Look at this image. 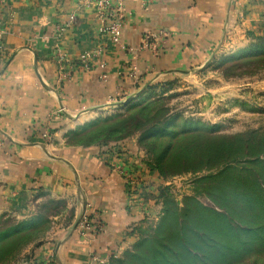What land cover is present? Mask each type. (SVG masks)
Instances as JSON below:
<instances>
[{"label": "crops", "instance_id": "1", "mask_svg": "<svg viewBox=\"0 0 264 264\" xmlns=\"http://www.w3.org/2000/svg\"><path fill=\"white\" fill-rule=\"evenodd\" d=\"M123 13L119 44L86 71L80 58L106 41L87 0H0V196L32 192L43 201L33 206L56 199L62 207L45 215L49 231L23 251L26 264H97L93 256L111 264L130 244L137 216L124 180L101 147L69 146L72 132L147 85L207 65L229 35L264 29V0H123ZM160 33L155 53L144 40ZM94 214L104 223L97 237L78 225Z\"/></svg>", "mask_w": 264, "mask_h": 264}, {"label": "rangeland", "instance_id": "2", "mask_svg": "<svg viewBox=\"0 0 264 264\" xmlns=\"http://www.w3.org/2000/svg\"><path fill=\"white\" fill-rule=\"evenodd\" d=\"M229 36L223 51L207 65L173 80L147 85L102 118L127 117L152 103L145 116L138 119L140 125L121 132L122 140L101 146L109 167L121 177L122 173L127 176V208L137 216L128 229V248L113 260L132 252L144 234L153 236L165 209L182 210L189 199L215 209V201L221 202L223 195L231 196L230 191L264 174L257 166L232 163L233 170L219 175L227 166L226 158L258 152V148L244 149L236 155L241 142L264 144V50H253L264 41V29L235 33L232 41ZM231 143L230 155L218 152V148ZM167 146H173L174 159L158 164V155ZM247 159L252 160H242ZM241 166L247 170H241ZM22 195L0 196V264H26L23 251L41 243L49 231L45 215L62 211L56 199L40 208L33 204L38 206L42 197L32 192ZM25 222L31 223L20 227ZM162 231L169 236L172 225ZM150 248L143 245L138 250L146 258ZM254 257L258 258L256 264H264L263 256Z\"/></svg>", "mask_w": 264, "mask_h": 264}, {"label": "trees", "instance_id": "3", "mask_svg": "<svg viewBox=\"0 0 264 264\" xmlns=\"http://www.w3.org/2000/svg\"><path fill=\"white\" fill-rule=\"evenodd\" d=\"M253 50H264V41L253 47ZM150 106L152 103L139 107L137 113L127 117L100 118L86 125L87 129L70 134L67 144L76 147H101L120 141L123 139L120 133L140 125L138 119L145 116V112L151 109ZM158 132L159 130L155 133ZM240 144L241 150L236 155L244 149L259 150L255 154L226 158L230 162H226L227 166L219 175L233 170L232 163L254 165L264 173V158L261 156L264 155V144L250 141ZM172 148L173 146L164 148L158 155V164L165 159H174ZM232 148L233 143L218 148V152L230 155ZM245 157H251L252 160H242ZM240 168L247 170L242 166ZM229 194L231 196L223 195L221 202L215 201V209L205 207L192 199L187 200L189 203L182 210L165 209L160 223L154 229L155 234H144L135 242L132 252L126 251L121 259H112L111 264H134L133 261L136 264H256L258 258L254 256L264 258V174ZM29 223L31 222L21 223L20 227ZM169 224L172 225L173 232L165 236L162 228ZM143 245L147 248L151 246L146 258L138 250ZM254 247L258 248L255 252L252 249Z\"/></svg>", "mask_w": 264, "mask_h": 264}, {"label": "built area", "instance_id": "4", "mask_svg": "<svg viewBox=\"0 0 264 264\" xmlns=\"http://www.w3.org/2000/svg\"><path fill=\"white\" fill-rule=\"evenodd\" d=\"M90 6H93L96 10V15L100 21L99 32L103 35L106 40L103 44L98 46L91 52L85 53L80 58V64L82 68L86 71L90 69V62L92 60H97L101 55L104 54L109 45H118L120 42V31L124 26L125 18L123 13V0H87ZM65 32V26L57 27V35L61 37ZM164 35L160 33L158 36H147L145 37L144 44L148 46L150 43L152 50L155 53H158L160 45L163 43ZM149 45V46H150ZM2 49L0 44V57ZM57 65L60 69H63V64L67 61L65 54L57 48L56 51ZM65 79V72L59 78V81ZM45 138L48 136L45 134ZM111 168V167H110ZM114 168H111L112 171ZM127 176L122 173V178L125 182L126 190H129V181L126 178ZM128 186V187H127ZM128 193V192H127ZM79 227L84 232L93 237L101 235L104 231V223L98 215L92 216H83L79 221ZM92 260L97 264H106V261L98 256H93Z\"/></svg>", "mask_w": 264, "mask_h": 264}]
</instances>
